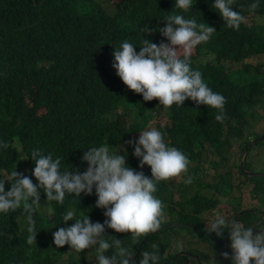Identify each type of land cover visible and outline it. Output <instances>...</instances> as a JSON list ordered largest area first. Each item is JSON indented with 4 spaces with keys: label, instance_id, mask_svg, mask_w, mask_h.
Returning <instances> with one entry per match:
<instances>
[{
    "label": "clouds",
    "instance_id": "1",
    "mask_svg": "<svg viewBox=\"0 0 264 264\" xmlns=\"http://www.w3.org/2000/svg\"><path fill=\"white\" fill-rule=\"evenodd\" d=\"M174 8L181 11L163 17L164 26L150 28L145 25L141 28L142 33L149 36L158 32L165 38L159 44L144 36L138 44L124 40L119 46H110L108 59L128 90L140 94L145 102L158 100L154 117L162 128L175 129V113L171 108L185 105L201 107V110L205 106L215 109L214 119L223 123L226 98L205 82L200 64L196 59L192 61V52L206 44L224 26L240 33V39L245 41L248 50V55L241 60L222 58L220 63L224 71L234 72L252 65L258 69L260 64H264V0H174ZM41 22L31 25V28L41 43L45 42L47 52L58 49L67 41L66 29L49 28ZM9 35L13 41L11 25ZM211 54L215 58L219 55ZM234 75L229 73L227 76L232 79ZM245 78L261 83L248 72ZM96 81L98 87L108 85L106 79L98 80L96 77ZM37 97L38 92H34L33 97L29 93L26 95L28 101L34 98L30 108L31 124L53 114V102L47 104V98L39 103ZM260 98L258 116L251 120L245 134L251 142L240 167L244 172V163L245 172L253 174L244 172L245 175L264 178V173L251 172L245 167L250 150L264 139V130L260 133L254 131L261 121L264 124V95ZM10 135V145L0 139V152L10 146L4 158L0 159V214L22 210L15 222L27 229L28 245L34 239L36 208L53 216L55 204L62 216V225L56 227L52 237L50 233L49 242L52 240L57 248L68 245L77 253L88 250L95 254V264H171L183 257H190L192 264L195 261L208 264L209 260L219 264L217 259L209 256L216 258L213 251L217 253L219 244L225 243L226 239L231 251L222 255L230 260V264H264V229L243 227L239 223V217L245 211L258 212L262 216L264 212L241 207L243 209L230 217L228 212L232 209L227 208L230 202L226 199L210 209L196 212L193 211L196 206L188 203L186 213L190 218L186 219L165 211L159 193L160 184L181 174L185 176L184 183L191 184L192 177L188 172L191 162L175 147L179 144L167 134L165 139V134L158 128L149 126L138 131L135 139L126 140L117 147L110 144L87 147L80 157L81 163L86 165L83 171L79 167L74 169L73 160L68 166L63 155V151L69 149L68 142L56 134H48L46 141L15 129ZM234 162H238L237 153L236 157L234 153L231 155L230 164ZM193 196L196 194L179 198L186 200ZM70 197L78 202V209L68 200ZM257 204H254L256 208H264L260 203L257 207ZM178 208L181 210L179 205ZM110 230L117 237L121 233H130L133 242L142 235L146 236L134 254L131 244H125L115 235H106ZM151 235L154 239L149 249L140 250ZM200 242L206 243L207 249L213 247L214 250L207 253V250L197 248ZM109 251L111 255H106ZM89 261L87 264H91V258Z\"/></svg>",
    "mask_w": 264,
    "mask_h": 264
},
{
    "label": "trees",
    "instance_id": "2",
    "mask_svg": "<svg viewBox=\"0 0 264 264\" xmlns=\"http://www.w3.org/2000/svg\"><path fill=\"white\" fill-rule=\"evenodd\" d=\"M179 11L174 8V0H0V139L10 145V134L14 129L21 134L31 133L33 138L41 137L44 141L48 134H56L68 142L69 149L63 151L68 166L73 160L74 169L79 167L83 171L86 165L81 163L80 157L87 147L100 144L117 147L126 140L135 139L136 132L149 126L156 127L165 134V139L167 134L179 144L175 147L191 162L188 169L191 184L184 183L183 174L168 181L183 179L184 198L196 191V196L182 200L169 186L175 181H163L159 193L165 211L186 219L190 218L186 213L188 203L196 206L193 210L196 212L210 209L226 199L230 202L227 208L232 209L228 212L230 217L243 209L241 207L264 212V208L254 205L257 202L264 207V178L245 175L240 167L251 142L245 134L251 120L258 116L260 97L264 95V64L258 69L252 65L251 68L226 72L220 63L222 58L241 60L248 55L240 33L222 26L206 44L192 52V61L196 59L200 64L204 72L199 71L205 82L226 98L223 123L214 119L215 109L205 106L201 110V107L185 105L171 108L175 113V129L162 128L154 117L158 100L145 102L140 94L128 90L108 59L110 46H119L124 40L138 44L144 36L159 44L165 38L158 32L149 36L142 33L141 28L145 25L162 27L165 23L163 17ZM193 14L198 16L195 12ZM39 21L49 28L66 29L67 41L58 49L47 52L45 42L41 43L31 28ZM10 25L13 41L9 35ZM136 50L139 51V47ZM211 53L219 55L215 58ZM193 67L198 69L197 65L193 64ZM247 72L261 83L245 78ZM229 73L235 74L232 79L227 76ZM96 77L106 79L108 85L98 87ZM34 92H38L37 102L43 103L47 98V104L53 102V114L31 124L30 108L34 98L28 101L26 95L29 93L33 97ZM9 150L10 146L0 152V159ZM233 153L235 157L237 153L238 162L231 165ZM128 164L131 166V162ZM263 166L264 139L250 150L245 164L246 170L256 173H264ZM208 193L211 196H207ZM68 200L78 209L74 198ZM54 208L53 216L36 208L33 216L36 228L31 245L26 243L27 229L15 222L22 210L0 214V264L90 262L95 254L88 250L77 253L68 245L57 248L52 240L49 242L50 233L52 237L56 227L62 225V216L55 204ZM239 223L243 227L264 229V216L245 211L239 217ZM106 235L117 237L112 230ZM130 235L121 233L117 238L131 244L135 254L146 234L135 242ZM153 239L154 235L149 236L140 250H148ZM228 245V239L219 244L216 253L219 264L224 258L222 253L231 251ZM105 254L111 255V251ZM171 264H192V259L183 257ZM208 264L214 263L209 260Z\"/></svg>",
    "mask_w": 264,
    "mask_h": 264
},
{
    "label": "rangeland",
    "instance_id": "3",
    "mask_svg": "<svg viewBox=\"0 0 264 264\" xmlns=\"http://www.w3.org/2000/svg\"><path fill=\"white\" fill-rule=\"evenodd\" d=\"M98 1H104V0H98ZM262 114L264 115V111H262ZM164 123L166 124L167 122L165 121ZM263 130H264V124H263L262 121H261L260 124H259L256 128H254V131L260 133V132H262ZM248 134H249V133H248ZM182 182H183V179H178V180H176L175 182H172L171 185H169L173 190H175V191L179 194L180 197L183 196V195H182V189H183ZM169 183H170V182H169ZM169 183H168V184H169ZM193 194H196V192L193 191ZM206 195H207V196H211V193H208V194H206ZM254 204H257V203L255 202ZM257 207H259L258 204H257ZM211 247H212V245H211ZM197 248H200L201 250H207V253H209V252H211V251L214 250V249H212L213 247H212L211 249H210V248L207 249V244L204 243V242H200V243H198V244H197ZM213 253L216 254V251L214 250ZM216 255H217V254H216ZM209 257H210L211 259H216L213 255H210ZM228 263H230L229 260H226L225 258H223V260L220 262V264H228ZM91 264H95V259H94V257L91 258Z\"/></svg>",
    "mask_w": 264,
    "mask_h": 264
},
{
    "label": "water",
    "instance_id": "4",
    "mask_svg": "<svg viewBox=\"0 0 264 264\" xmlns=\"http://www.w3.org/2000/svg\"><path fill=\"white\" fill-rule=\"evenodd\" d=\"M242 169H243V171L245 172V170H244V163H242ZM245 173L250 174V175H253V174H251V173H249V172H245Z\"/></svg>",
    "mask_w": 264,
    "mask_h": 264
}]
</instances>
